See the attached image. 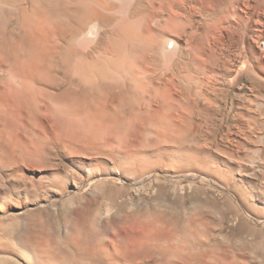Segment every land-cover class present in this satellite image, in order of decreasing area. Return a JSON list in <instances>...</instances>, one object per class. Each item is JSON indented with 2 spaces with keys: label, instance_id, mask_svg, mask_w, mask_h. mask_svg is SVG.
<instances>
[{
  "label": "rangeland",
  "instance_id": "1",
  "mask_svg": "<svg viewBox=\"0 0 264 264\" xmlns=\"http://www.w3.org/2000/svg\"><path fill=\"white\" fill-rule=\"evenodd\" d=\"M83 1L59 10L81 16ZM205 1L107 0L109 10L99 11L113 23L90 21L79 33L69 16H60L56 26L71 31L66 32L71 43L63 46L74 44L79 57L69 65L64 61L66 75L58 74L48 92L81 89L84 55H111L108 47L120 41L119 25L129 22L134 31L148 29V43L152 39L118 43L126 51L120 70H133L145 86L132 102L164 84L188 103V91L198 90L196 78L208 76L204 93L217 107L207 121L189 111V120L176 122L179 130L168 120L109 128L107 120L91 123L92 105L78 103L73 114L70 99L59 105L49 96L43 98L49 113L42 121L0 122V264H26L23 252L29 264H44L45 254L59 264H93L74 260L87 243L119 244L126 221L157 216L199 223L204 234L198 235L219 243L231 259L264 264V9L245 8L238 0L234 10H216ZM2 16L0 10L1 25ZM235 20L243 26L234 31ZM200 47L222 58L218 65L204 62L213 75L195 65ZM158 103L149 107L166 115L168 107Z\"/></svg>",
  "mask_w": 264,
  "mask_h": 264
},
{
  "label": "bare ground",
  "instance_id": "2",
  "mask_svg": "<svg viewBox=\"0 0 264 264\" xmlns=\"http://www.w3.org/2000/svg\"><path fill=\"white\" fill-rule=\"evenodd\" d=\"M74 1L76 0H0V10L4 13V17H2L5 18V22H3L4 24H0L1 123L11 125V121L14 119L19 121H31V119L42 121L45 114L49 113L47 104L43 98L46 99V97L49 96L54 98V101L57 104H63L64 101L70 99L71 105L68 107H70L71 113L73 114H75L80 107L81 102H85V104L81 105H86L87 107L92 105L94 108H90L93 112L90 113L92 117L90 118L91 123L93 124V122L96 121L107 120L109 128L122 122H128L130 124L136 121H146L145 123H151L155 120H168L171 121L174 128L178 129L179 126L176 122H181L186 119L189 120L188 113L191 110L197 113L199 119L204 118L202 119L203 121H207L209 116H212L214 113L212 112L213 106H215L214 111H216L217 104L215 105L214 101L204 93L203 86H207L204 81L208 76L205 80H203L204 78L202 77L196 78L195 85L198 87V90L194 93L190 90L188 91L186 96L188 103L183 102V99L181 100L180 97L175 98L172 95L173 93H171L170 85L168 86L164 84L163 86H154L152 92L147 93V98H137L138 100H135L137 103L135 101L132 102L134 100L133 97L142 93L145 86L143 85V81L139 78L140 76L133 70H120V62L122 61H120V59L124 55V57H126V51L120 49L118 43H125L127 41L138 43H142L143 41L148 43L149 31L148 29L139 32L134 31V28L132 27L133 25L129 22H124L119 25L118 32L120 33V41L117 43L113 42L114 44L112 43L113 45L108 47V49L112 51L111 55H106L104 51H97L96 53L91 52L84 55V63L86 64L87 70L83 72L82 75L80 74V83L83 86H81V88L78 84V87L81 89H56V92H48L46 87L50 86L48 85L49 83L55 82V79L58 78V74H61L62 76L66 75L64 68H62V65L65 63L64 61H66L67 64L72 57L75 56L76 59L79 57V53L74 50V44L73 49L72 46H70L71 49L63 46L64 41H66L65 44L69 43L68 40H66L68 35L66 32L68 29L66 27H64L65 29H63V27L60 29L58 27L59 25L56 26L60 16H62V14L66 17L69 16L68 21L71 20V24H69L74 27L78 33L80 32L79 30L84 29L86 24L90 21H101L108 25L113 23L110 17L101 13L102 10L107 11L110 8L107 0H82L81 16L79 14V16L72 18L70 15L66 14V11H63L62 8L59 10L61 4ZM138 1L141 2V0ZM88 2H90L92 6L87 4ZM239 2L240 1L238 0H210L205 1L204 3L207 6L216 8V10H222L226 6H228V8H233L234 10ZM51 3H54L55 7L52 6V8H57L56 10H51L52 8L50 9ZM240 3L245 8L264 9V0H242ZM73 5H75V3ZM204 9H206V7ZM13 11L16 14V19H14V16L12 15ZM239 15H236V18H239ZM226 17L224 19H226ZM14 20H16V22ZM236 20L234 23H237ZM71 26L67 27L71 28ZM242 26L238 25V23L237 25L233 23L231 24V28L232 30L234 29V31ZM96 29L97 26L95 28V35L97 32ZM70 32L71 31L68 30V33ZM70 39H72V37ZM151 40L150 42H152ZM150 42L148 44H150ZM146 45L144 46L146 47ZM21 49L24 51L23 54H26L23 57L21 56L22 54H20ZM132 49H130V51ZM131 58L133 59V57ZM220 59L222 58H219L218 55L206 53L203 48L200 47L198 58L196 61L194 60V62L196 63V67L201 69L199 70L201 73L203 72V74L206 73L208 75H213L214 69L213 71H210V69L203 66V64L206 61H212L214 64L218 65ZM72 60L74 61V59ZM70 62L71 61H69V64ZM233 64L234 63H232L231 68L235 66ZM130 66L132 67V65ZM75 67H77V65ZM127 67H129V65ZM71 69L70 71L73 70ZM77 72L80 73V71ZM79 78L80 77H78V79ZM177 78L180 79L179 76ZM188 78L190 79V76ZM168 81L173 84L172 77ZM71 84L73 83L71 82ZM94 98L97 99L96 102H94ZM153 100L159 101V103L168 107L167 110L165 109L166 115H164V113L163 115H160L157 110L149 107V104ZM81 112L83 113V111H80V114ZM190 118L192 119V117ZM211 119L214 120L212 117ZM180 125L185 126L182 124ZM183 219H181V217L179 218V216L133 218L132 220L125 222V226L122 228V232L119 235V239L121 240L119 244H114V242L113 244H110L109 242L110 246H106L102 244L89 245V243H87L85 246V249L87 250L78 255L76 254L77 257L74 260H87V263L88 261H92L91 263L93 264H245L236 260V258L231 259V257H228L225 251L223 249L221 250V245L219 243H210L200 237L198 233L203 231L198 232L200 228L199 223H191L189 220L186 221ZM116 241L118 242L117 239L115 240V243H117ZM27 254L23 252L24 258H26V264H29V256H27ZM45 255L44 264H59L51 259V255Z\"/></svg>",
  "mask_w": 264,
  "mask_h": 264
}]
</instances>
